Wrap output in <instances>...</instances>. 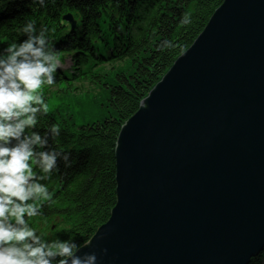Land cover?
Listing matches in <instances>:
<instances>
[{"label": "water", "instance_id": "1", "mask_svg": "<svg viewBox=\"0 0 264 264\" xmlns=\"http://www.w3.org/2000/svg\"><path fill=\"white\" fill-rule=\"evenodd\" d=\"M63 20L76 27L72 14ZM98 264H249L264 249V0H225L115 147ZM107 249V253L101 249Z\"/></svg>", "mask_w": 264, "mask_h": 264}, {"label": "trees", "instance_id": "2", "mask_svg": "<svg viewBox=\"0 0 264 264\" xmlns=\"http://www.w3.org/2000/svg\"><path fill=\"white\" fill-rule=\"evenodd\" d=\"M225 0H0V49L25 38L23 25L32 20L46 30L60 59L57 83L50 89H83L99 85L108 91V116L103 121L77 126L72 118L47 112L39 122L59 134L49 147L69 156L58 160L46 199L36 201L41 213L35 227L46 238H72L81 248L110 219L116 203L115 147L121 127L139 110L153 87L203 32L211 16ZM71 13L75 29L63 21ZM183 14L190 16L182 24ZM169 40L173 47H161ZM69 61L70 66L64 68ZM130 63V73L118 72L112 82L101 68ZM82 84V86H80ZM249 264H264V249Z\"/></svg>", "mask_w": 264, "mask_h": 264}, {"label": "clouds", "instance_id": "3", "mask_svg": "<svg viewBox=\"0 0 264 264\" xmlns=\"http://www.w3.org/2000/svg\"><path fill=\"white\" fill-rule=\"evenodd\" d=\"M43 6L45 0H33ZM182 24L191 22L183 14ZM25 38L0 49V264H98L96 251L79 254L72 238H46L35 227L40 216L35 202L46 199L58 160L67 153L49 147L59 134L57 125L39 130L48 112L43 89L57 83L60 59L50 38L35 22L21 28ZM161 47H173L169 40ZM107 253V249H101Z\"/></svg>", "mask_w": 264, "mask_h": 264}, {"label": "rangeland", "instance_id": "4", "mask_svg": "<svg viewBox=\"0 0 264 264\" xmlns=\"http://www.w3.org/2000/svg\"><path fill=\"white\" fill-rule=\"evenodd\" d=\"M63 66L68 68L70 66L69 61ZM101 70L102 73L107 74L106 79L112 82L118 72L130 73L132 67L130 63H118L114 67L106 65ZM50 90L47 92L45 100L48 104V112L61 113L62 116L72 118L77 126L100 122L108 116L106 100L109 93L102 86L88 83L83 85L82 90H79L78 87L66 90L65 85Z\"/></svg>", "mask_w": 264, "mask_h": 264}]
</instances>
